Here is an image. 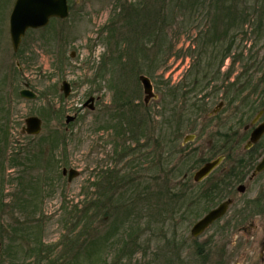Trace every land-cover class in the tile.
Masks as SVG:
<instances>
[{
	"label": "rangeland",
	"instance_id": "rangeland-1",
	"mask_svg": "<svg viewBox=\"0 0 264 264\" xmlns=\"http://www.w3.org/2000/svg\"><path fill=\"white\" fill-rule=\"evenodd\" d=\"M14 2L0 0V264H31V250L40 239L43 250L50 247L48 254L42 252L47 261L41 264L54 260L55 264H264V210L254 217L259 206L249 207L251 216L246 218L238 212L264 188V175L245 195L234 193L235 203L228 214L194 242L191 227L227 193L216 201L213 197L199 201V186L191 184L198 166L193 169L191 161H182L194 151L214 159L211 140L219 141L222 134L232 131L242 136L243 126L250 121L249 101L257 108L254 115L264 101V41L256 38L250 22L239 26L246 19L240 20L241 13L259 15L264 1L69 0V18L29 30L17 52L9 33ZM254 4L256 11L249 9ZM233 12L237 15L234 23ZM146 38L153 43L142 47ZM231 44L230 54L221 60ZM213 51L219 57L207 71L209 86L205 87L206 82L205 88L193 87L194 75L203 76L204 65L198 63ZM243 52L245 61H236ZM253 61L260 63V69ZM140 75L151 78L158 95L148 107ZM64 80L72 85L68 98L61 92ZM236 82L242 95L231 86ZM117 88L123 93L121 100L133 96L147 118L133 116L135 122L128 124L130 115L117 110ZM23 89L38 97L22 98ZM92 96L97 100L95 111L84 110L83 104ZM221 101L227 108L216 117L219 123L205 122ZM75 114L77 120L67 125L66 117ZM29 116L43 120L41 134L22 132ZM118 119L131 129L144 124L147 139L160 127L164 141L166 135L172 141L175 132L179 139L173 142L179 144L185 136H198L180 154L170 143L164 145V154L172 155L163 177L170 175L175 200H170L162 184L154 183L158 176L145 171L146 167L126 184L123 178L107 189L92 187L97 171L124 172L133 159L117 161L113 128ZM169 120L173 126L165 127ZM121 136L117 134L115 146L131 140ZM131 144L135 149L137 143L131 140ZM175 164L182 171L178 175L172 171ZM63 168L77 169L80 175L69 183ZM183 173L192 186L185 197L184 192L178 194L181 182L177 177ZM141 179L146 180L144 190ZM227 243V256L221 255Z\"/></svg>",
	"mask_w": 264,
	"mask_h": 264
},
{
	"label": "flooded vegetation",
	"instance_id": "flooded-vegetation-1",
	"mask_svg": "<svg viewBox=\"0 0 264 264\" xmlns=\"http://www.w3.org/2000/svg\"><path fill=\"white\" fill-rule=\"evenodd\" d=\"M226 108H227L226 103L224 101H221L216 108H214L208 115H206L205 122H208L213 119L217 120L216 117H218ZM247 110H249L247 113V116H249L250 121L243 126L242 128L243 133H241L242 136H239L237 133H234L232 131L231 135L222 134L221 139L219 141L215 142L214 140H211L210 148L216 154L214 159L210 160V159L203 158L200 155H197L195 151L192 153H188L184 158H182L183 159L182 161L187 160V159L191 161L193 165H190V166H194L193 169L198 166V169L194 172L192 176L191 184L195 185L196 187L199 186V189H200V191L198 192L199 193L198 195L200 196L199 201L202 200V198L208 201L210 198H205L203 195L214 192L217 187L219 188L220 191H222V195L227 193V196L216 207H218L221 203L225 201H230V205L228 207L226 214L222 218H220L219 220L211 224L205 231L195 236L192 233V229L194 225L191 227L190 235H191V238L194 240V242H196V240L203 237V235H205L207 231H209L214 225H217L218 222H220L228 214L231 207L235 203L234 193H237L240 196L245 195L247 193V190H250L251 185L255 183L258 179H260L261 175H264V170H261V171L257 170L258 166L264 160V146L262 145V142L264 139V133L256 142L253 143L251 141V137H252V134L255 128L259 126L260 124L264 123V101L261 102L259 110L258 112H256L255 115L254 113L257 110V108L255 107V105H253V102L249 101ZM229 113L231 114V112ZM229 113L227 116H229ZM231 118L232 117L229 116V119ZM216 123H219V121L217 120ZM169 124L170 125L172 124L173 126V123L170 120L169 122L168 121L166 122V126H168ZM177 126L179 127L180 125H177ZM248 132H250L249 135H248ZM242 137H243V140L241 141ZM197 138L198 136L196 134L185 136L183 139V142L175 145L176 148H173L172 150L176 153H178L177 152L178 150L180 154V151L184 152L183 149L186 148V146L189 143L196 141ZM237 147H239L240 149L239 148L237 149ZM215 160H220L218 166L212 171V173L209 176H207L206 178L200 181H197L195 178L196 172ZM226 162H227V165L223 166L224 163ZM180 164L174 165V167L172 168V171L174 173L182 172L180 169ZM176 165H178V169H175ZM216 172L220 174L217 175ZM164 177H166L168 179V182H170L169 181L171 180L170 175L164 176ZM177 179L179 182H181L180 188H179L180 191H178V193L184 192L182 197L188 196L190 192H187V191H192V186L191 184H189L191 180H189L188 174L183 173V175L181 177L180 176L177 177ZM222 195L220 196V198L222 197ZM252 199L253 200L247 202V204L245 205V208L242 211H238L239 214H241L242 217L244 218H246L247 216H251L248 210H250L249 207L251 208L253 206L254 207L259 206L258 208H256V210H260V211H256L255 215L253 214L252 215L254 217L261 215L262 213L261 211L264 210V188L260 187L257 195ZM192 204H189V205H192ZM206 209L208 210V207ZM212 237L213 236L211 235L210 239H212ZM204 242L208 244V241H204ZM202 247L204 248L207 246H205V244H202ZM222 247L224 249L221 248L220 254L227 256L226 251L228 250L227 249L228 243L223 245ZM195 255L199 257L200 254L196 252Z\"/></svg>",
	"mask_w": 264,
	"mask_h": 264
},
{
	"label": "trees",
	"instance_id": "trees-1",
	"mask_svg": "<svg viewBox=\"0 0 264 264\" xmlns=\"http://www.w3.org/2000/svg\"><path fill=\"white\" fill-rule=\"evenodd\" d=\"M263 1L264 0H262V2ZM139 6H142V5H139ZM249 9H252V11H256L257 5L256 4L249 5ZM249 9H248V11H249ZM258 9H261V11L259 12V15L257 14V12H255L254 16H252V17H250L249 14L245 15V14L241 13L243 15V18H241L240 20H244L245 17H246V19L244 21L240 22L239 26L240 27L245 26L247 23L250 22V24H251L250 26L252 27V31L255 34L256 38L264 41V18H263V16H264V3L260 4ZM133 12L138 13L137 11H134V9H133ZM249 12H251V11H249ZM231 15L233 16L232 22L233 23H234V21L237 22L236 12H233ZM133 29L136 32H139L138 29H135L134 25H133ZM147 30H148V28H147ZM147 37L150 39L153 38L154 40L157 39V36L154 37L152 34H147ZM235 40H236V37H233L232 42L234 43ZM149 41L152 42V40H149ZM149 41H148V39L145 40V42L142 43V47H145L146 44L149 45L148 44ZM138 46H139V44H138ZM231 47H232V44L224 52V55H222L221 60L224 61V59L230 54V51H231L230 48ZM215 52H216V50H215ZM242 56L244 57V52L242 54L238 53L236 61L244 62L245 60L242 59ZM218 57H219L218 54L216 55L213 51L211 57L207 56L206 58L200 60V62L198 64L204 65L203 76L194 75L193 80H192L193 81V87L196 88V86H199L201 88H205V87L209 86V81H208L209 73H207V71L212 70L210 68L211 64H213V66L216 65ZM206 60H207V62H210V63H207L208 65L204 64V62ZM253 62H254V64H256V67L258 69H260L259 68L260 63L258 61H253ZM201 65H198V67H200ZM104 66H103V68H105ZM244 68L247 69L246 67H244ZM199 73L200 72L198 71L197 74H199ZM212 80H214V79H212ZM237 80L241 81L240 78H238ZM206 82H207V85L204 87ZM240 83H241V85H243L245 82H240ZM231 86H232V88L237 89V93H236L237 95L243 94L244 91H243V89H240L238 87V82H236L235 84L233 83ZM176 90H175V92H176ZM121 94H123V93L121 92V90H119L117 88V97L120 98L117 102V108L123 109V111L125 112L127 117L130 115L129 118L126 117L128 119V124H130V121L135 122L133 119H131L133 116L142 117L143 120L145 119V117L147 118L146 113H142V112L140 113L139 106L134 104L135 102H134V100H132L133 96L124 97L123 100H121ZM182 97L184 99L186 98L185 93H183ZM232 99H231V102H235V99L234 100H232ZM145 110L143 112H145ZM146 111H148V110H146ZM138 120H140V119H138ZM128 124L126 123V125H124V124L122 125L121 123H118V124L115 123L113 130L115 132V138L116 139H115L113 146L115 147V152H117V161H124L125 159H127L129 157H133V159L128 162L126 170L124 172H122L121 170H117V171L110 170L109 171L108 169L97 171V173L95 174V178H96L95 182L96 183L94 182L92 187L94 186L95 188H98V189H107L109 186H111L115 183H118V181H119V183L123 182L124 181L123 178H126L124 181V184H126L127 180L132 181L133 179H135L133 177L134 175H136V177H137V174L143 173V169H144V167H146L145 171L146 170L147 171H153V172L155 171L154 172V173H156L155 176H158V177H156L158 179H154V183L157 184L158 187L162 184V186H161L162 190L168 194L170 200H172V201L175 200L177 193H175L173 190V184H171L168 181L163 180L164 179V177H163L164 172H167V170L169 168L168 164L171 163L170 157L172 154H170V155L168 154L169 156L164 154L163 149H165L164 145L168 146V143H170L169 147L176 148L175 145H177V142L174 143L173 141L178 140L177 139L179 137L178 134L176 132L172 134L174 136V139L172 141L168 138V135H166L165 141H164V138H163L164 131L160 127L158 132H155L152 134L151 139H147L146 138L147 128L143 127L144 124L139 123L137 125V128H135V129L129 128L130 126ZM165 127H167V126L165 125ZM117 134H119L120 136L121 135H123V136L128 135L131 138V140H133L134 143L135 142L137 143V145L135 146V149H131V146H132L131 140H127V139L122 141L123 144H117L115 146V144L117 143ZM7 138H8V135H7L6 139ZM121 138H122V136H121ZM142 139L145 140V142H144L145 144L140 145V141ZM158 141L160 142L159 145L154 146L153 143L156 144ZM5 142H7V140H5ZM141 146H142V148H141ZM151 146H153V149L151 148ZM149 149H151V150L149 151ZM164 155H166V157H164ZM167 160L169 161V163ZM13 162L20 163L19 161H13ZM176 174H178V173L176 172ZM139 179H140V177H138L136 180H139ZM145 184H146V180L141 179L139 185L143 186V190L145 189V187H144ZM221 195H222V191H220L219 188L217 187L214 192H212L208 195L204 194L203 196L205 198L213 197L212 200L214 201L217 196L220 197ZM125 240L127 241V237ZM38 241L39 242L36 243V245L31 250V253L34 256V262H32L31 264H41L43 261H45L47 259V257H44L42 259V252H43V254L49 252L48 249L50 247L47 246V247H45L46 249L43 250V248H44L43 242L41 241V239ZM118 245L121 246L120 243ZM49 262L50 261H48L47 263H49ZM55 263H56L55 260L50 262V264H55Z\"/></svg>",
	"mask_w": 264,
	"mask_h": 264
},
{
	"label": "water",
	"instance_id": "water-1",
	"mask_svg": "<svg viewBox=\"0 0 264 264\" xmlns=\"http://www.w3.org/2000/svg\"><path fill=\"white\" fill-rule=\"evenodd\" d=\"M68 16L67 0H17L15 2L11 18H10V30L11 38L14 49L17 50L21 42V38L25 35V31L28 28H41L49 23L52 17L66 18ZM144 93L146 95V101H149L154 97L153 87L148 77L141 76ZM62 91L65 97H68L71 92L70 84L63 82ZM21 96L27 99H35L36 94L30 90L21 91ZM94 99L90 98L85 107L94 109ZM91 103V104H90ZM76 117H67V123L74 121ZM42 121L38 117H29L26 120V128L24 131L30 135H37L41 132ZM264 133V124L260 125L252 134L251 141L256 142ZM217 165V161L207 164L196 174V180H201L207 176L211 170ZM258 171L264 170V160L257 168ZM64 174H67V170L64 169ZM79 173L71 169L69 171V181L78 177ZM230 205V201L222 203L218 208L212 210L201 221H199L193 228V234L196 236L202 233L211 223L218 218L222 217Z\"/></svg>",
	"mask_w": 264,
	"mask_h": 264
}]
</instances>
